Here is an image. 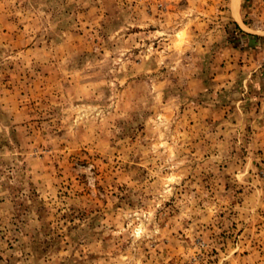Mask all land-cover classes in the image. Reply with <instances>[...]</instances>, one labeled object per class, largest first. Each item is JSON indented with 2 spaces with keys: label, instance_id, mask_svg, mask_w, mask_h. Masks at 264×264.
<instances>
[{
  "label": "rangeland",
  "instance_id": "374dc122",
  "mask_svg": "<svg viewBox=\"0 0 264 264\" xmlns=\"http://www.w3.org/2000/svg\"><path fill=\"white\" fill-rule=\"evenodd\" d=\"M0 264H264V0H0Z\"/></svg>",
  "mask_w": 264,
  "mask_h": 264
},
{
  "label": "trees",
  "instance_id": "16d2710c",
  "mask_svg": "<svg viewBox=\"0 0 264 264\" xmlns=\"http://www.w3.org/2000/svg\"><path fill=\"white\" fill-rule=\"evenodd\" d=\"M236 29L239 31V32H241V35L242 36H244V37H247V38H251V39H255L256 37H252L250 34H247V33H245V32H243L240 28H239V26H237L236 25Z\"/></svg>",
  "mask_w": 264,
  "mask_h": 264
},
{
  "label": "bare ground",
  "instance_id": "6f19581e",
  "mask_svg": "<svg viewBox=\"0 0 264 264\" xmlns=\"http://www.w3.org/2000/svg\"><path fill=\"white\" fill-rule=\"evenodd\" d=\"M235 6H237V2H236V4H235Z\"/></svg>",
  "mask_w": 264,
  "mask_h": 264
}]
</instances>
